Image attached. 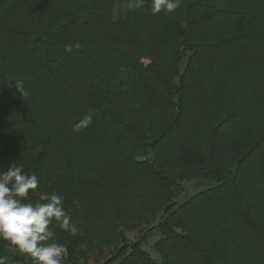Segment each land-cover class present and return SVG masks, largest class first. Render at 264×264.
I'll return each mask as SVG.
<instances>
[{
  "label": "trees",
  "instance_id": "obj_1",
  "mask_svg": "<svg viewBox=\"0 0 264 264\" xmlns=\"http://www.w3.org/2000/svg\"><path fill=\"white\" fill-rule=\"evenodd\" d=\"M127 3L0 0V169L65 197L63 264H264V0Z\"/></svg>",
  "mask_w": 264,
  "mask_h": 264
},
{
  "label": "clouds",
  "instance_id": "obj_2",
  "mask_svg": "<svg viewBox=\"0 0 264 264\" xmlns=\"http://www.w3.org/2000/svg\"><path fill=\"white\" fill-rule=\"evenodd\" d=\"M145 3L146 0H128L127 8L135 11ZM181 4L182 0H151L149 11L152 15L172 14ZM70 50L71 46H66V51ZM15 86L21 97L29 95L23 81H15ZM94 114L93 110L85 113L72 125V132L90 126ZM38 186V177L25 172L22 164L12 163L7 170L0 169V241H6L12 252L22 254L31 264H63L68 248L55 240L50 225L55 222L64 230H71L65 197L41 192L38 201L28 202L30 191L35 192ZM0 264H8L6 255H0Z\"/></svg>",
  "mask_w": 264,
  "mask_h": 264
},
{
  "label": "rangeland",
  "instance_id": "obj_3",
  "mask_svg": "<svg viewBox=\"0 0 264 264\" xmlns=\"http://www.w3.org/2000/svg\"><path fill=\"white\" fill-rule=\"evenodd\" d=\"M181 186H182V191H181L180 195L175 199L177 202H182L185 198L194 194L199 189L203 188V184L198 183L196 179L184 180L182 182ZM143 234L147 235V240H146V243L144 245V248L149 253H151L154 257H157L158 255L153 251V249L151 247L153 245V243L159 238V234L157 232H155V231L148 232V230L139 232L138 230H136V231L126 232L125 236H126L128 241H135L138 238H140V236ZM83 264H95V263H94L93 259H89L88 262L83 263Z\"/></svg>",
  "mask_w": 264,
  "mask_h": 264
}]
</instances>
